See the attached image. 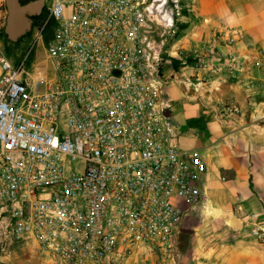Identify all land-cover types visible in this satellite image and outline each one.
Returning a JSON list of instances; mask_svg holds the SVG:
<instances>
[{
  "label": "built area",
  "instance_id": "1",
  "mask_svg": "<svg viewBox=\"0 0 264 264\" xmlns=\"http://www.w3.org/2000/svg\"><path fill=\"white\" fill-rule=\"evenodd\" d=\"M168 2L46 0L41 71L0 47V216L34 239L24 264H123L139 247L178 263L182 203L207 201V165L178 142L166 95L156 35L174 26ZM246 38L240 26L217 30L194 45L195 67L241 71L239 51L221 46Z\"/></svg>",
  "mask_w": 264,
  "mask_h": 264
},
{
  "label": "crops",
  "instance_id": "2",
  "mask_svg": "<svg viewBox=\"0 0 264 264\" xmlns=\"http://www.w3.org/2000/svg\"><path fill=\"white\" fill-rule=\"evenodd\" d=\"M187 1L188 16H181L187 23L174 39L160 40L163 77L178 142L206 162L207 201L195 208L182 203L177 264H264V0ZM230 26L247 33L237 46H221L225 55L239 51L241 71L223 66L204 77L194 45ZM229 103L242 113H229ZM123 264H170V258L139 247Z\"/></svg>",
  "mask_w": 264,
  "mask_h": 264
},
{
  "label": "rangeland",
  "instance_id": "3",
  "mask_svg": "<svg viewBox=\"0 0 264 264\" xmlns=\"http://www.w3.org/2000/svg\"><path fill=\"white\" fill-rule=\"evenodd\" d=\"M187 0H178L179 14L176 13L174 1L169 0L166 7L169 11L174 8V26L172 28L159 27L157 31V39H165L169 41L174 39L178 33V26L181 23H187L184 17L188 16V8L185 6ZM5 0H0V23L4 21L5 7L3 5ZM2 15V16H1ZM42 27L40 22L38 27L33 32L32 36L20 38L17 41L8 40L3 38L0 40V45L4 53L14 62H22L25 57V69L27 71L34 69L35 59L38 62V70L41 71L43 62L45 61L46 52L44 50L48 39L52 36V29L46 28L44 38L36 41V33ZM2 28L0 24V29ZM163 34V35H162ZM33 49V50H32ZM28 74L26 73L25 76ZM10 212H6L0 216V264H24L26 259L32 255L34 249V239L31 237H18L14 234L12 229V220L9 216ZM154 254H161L162 252L155 248L152 252Z\"/></svg>",
  "mask_w": 264,
  "mask_h": 264
},
{
  "label": "water",
  "instance_id": "4",
  "mask_svg": "<svg viewBox=\"0 0 264 264\" xmlns=\"http://www.w3.org/2000/svg\"><path fill=\"white\" fill-rule=\"evenodd\" d=\"M8 17L6 31L12 41H17L30 27V20L26 11L32 7H39L41 0L35 4L21 6L18 0H6Z\"/></svg>",
  "mask_w": 264,
  "mask_h": 264
},
{
  "label": "flooded vegetation",
  "instance_id": "5",
  "mask_svg": "<svg viewBox=\"0 0 264 264\" xmlns=\"http://www.w3.org/2000/svg\"><path fill=\"white\" fill-rule=\"evenodd\" d=\"M21 6L29 5V4H35L39 2L40 0H18ZM5 7V15L3 23L1 22L2 28L0 29V40L3 38H7L8 40H11L9 37V34L6 31V24H7V17H8V9H7V3L5 0V3H3ZM26 15L29 18L31 24L27 32H25L22 36L18 38H25V37H30L32 36L33 32L35 29L38 27L39 23H43L44 18L46 16V0H41V3L39 7H32L31 9L26 11ZM2 16V15H1ZM1 47V45H0ZM46 50V47L44 48Z\"/></svg>",
  "mask_w": 264,
  "mask_h": 264
}]
</instances>
